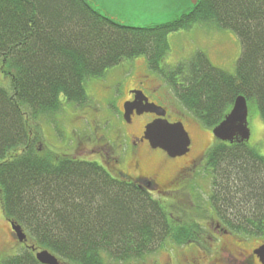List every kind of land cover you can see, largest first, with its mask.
<instances>
[{"label": "trees", "instance_id": "trees-1", "mask_svg": "<svg viewBox=\"0 0 264 264\" xmlns=\"http://www.w3.org/2000/svg\"><path fill=\"white\" fill-rule=\"evenodd\" d=\"M197 24L239 37L235 74L200 51L164 67L168 36ZM142 56L206 128L219 126L240 96L264 121V0H199L177 19L146 27L123 25L88 0H0V203L30 246L2 264H41L43 250L62 264L130 262L194 238L196 223L175 224L159 197L100 163L42 153L31 139L32 124H57L65 106L92 103L90 82ZM213 144L210 207L202 214L217 212L229 229L264 239V156L247 142Z\"/></svg>", "mask_w": 264, "mask_h": 264}, {"label": "rangeland", "instance_id": "rangeland-1", "mask_svg": "<svg viewBox=\"0 0 264 264\" xmlns=\"http://www.w3.org/2000/svg\"><path fill=\"white\" fill-rule=\"evenodd\" d=\"M89 1L103 15L131 27L168 23L189 11L192 5L191 0ZM168 42L170 52L163 62L164 67L168 66L169 69H174L177 65L189 61L200 51L209 56L215 67L235 74L237 64L243 53L241 41L233 31L220 30L209 24H197L189 30L172 33L168 36ZM142 80H147L151 84L149 91L145 90L151 101L167 109L168 120L171 123L175 121L184 123L192 139L191 154L187 160L171 159L160 150L155 151V153L152 151L150 153L145 152V169L158 170L162 175H172L181 171L186 185L184 198L188 197L189 193L193 196L197 194L202 197L200 203H202L201 206H204L212 188L211 178L206 171L207 159H203L202 156L214 145L213 132L183 108L167 81L161 78L158 73L149 70L148 61L144 56L132 61H124L119 66L109 69L102 80L90 82L87 86L88 95L92 99V103L89 104L90 107L86 105L82 110L73 111L74 108L65 106V111L56 118L57 124H51L48 119H44L38 127L32 124L35 127L33 132L36 135H32L31 139L35 140L34 137H36L40 141L38 146H40L42 153L50 151L51 154L83 157L94 162L97 161L96 155L103 154L101 150L99 151V145L108 147L109 144L116 143L122 144L126 149L129 140L128 131L130 130L127 122L123 119L120 121L108 110L106 116H109V121H104L103 125H99L92 118V107L99 101L104 102L108 97L114 102L125 101L127 91L136 88ZM99 81L105 82L106 89L102 87ZM108 88L111 90V95L107 94ZM248 106L249 128L251 130L248 146L256 149L264 156V121L261 119L258 106L254 101L248 103ZM148 121L149 118L140 120L142 125ZM140 122L136 124L134 132L140 129ZM118 133L119 137H117ZM98 138L100 141L97 140ZM189 162H194L190 168L187 167ZM123 169L127 171L124 166ZM183 169L186 170L182 171ZM184 203L186 204L185 208L191 207L190 201ZM181 205L179 204V206ZM209 207L210 204L207 205L208 209ZM9 231V221L4 216L0 203V264L5 258L20 254L25 248L19 244L17 239L10 236ZM262 242H264L263 239ZM254 244L256 243L250 241L243 247L249 250ZM164 256V254L161 256V261H164ZM130 262L111 264H130Z\"/></svg>", "mask_w": 264, "mask_h": 264}, {"label": "flooded vegetation", "instance_id": "flooded-vegetation-1", "mask_svg": "<svg viewBox=\"0 0 264 264\" xmlns=\"http://www.w3.org/2000/svg\"><path fill=\"white\" fill-rule=\"evenodd\" d=\"M99 82L102 87H106L104 81ZM150 85V82H147V80L140 81L136 88L127 91V98L125 101L120 100L114 102L110 97L102 103L99 101L92 107L93 112L91 115L94 122L99 125H103L104 121L108 122L110 119L108 115L106 116L108 110L120 121H122V119L125 121L124 104L135 101L134 91H142L149 98L145 90L149 91ZM107 94L111 95L110 88H108ZM149 102L153 103L150 98ZM87 106L90 107L89 104ZM83 108V106H78V108H74V110L78 111ZM145 118H149V121L142 125L140 120ZM156 119H158V117L153 114L145 113L138 116L137 113H134L132 116V123H127L130 127V130L128 131L129 140L127 142V148L124 149L122 144L116 143L113 145L109 144L108 147L99 145V151L101 150L103 154L96 155L95 158L97 161L95 162L100 163V165L108 171H112L115 175L125 177L130 184L139 186L141 189L147 191L152 197H159L163 200L166 209L165 211L168 213L170 219L178 226H183L190 221L192 224L195 222L198 228L192 230L194 238L190 239L186 244L179 245L172 240L168 241L153 254L146 255L139 260L130 262V264H264V259L256 254V251L264 246L262 237L245 236L244 234L235 231V229H229L219 219L220 216L217 212L202 214V210L205 209V206L207 207L209 203L211 192L210 195L208 194L204 206H201L202 203H200V199L202 197L197 194H194L193 196L189 193V196L184 198L186 185L183 181L184 175H182L181 171L172 175H162L158 170L145 169V152L150 153L152 151L155 153V151L159 150L152 149L149 142L144 139L147 125ZM138 122H140V129L137 132H134ZM117 137H119V133ZM97 140L100 141L99 138ZM73 142L75 143V140H73ZM160 151L167 155L164 151ZM208 151L203 153V159H207ZM190 154L191 153L185 157L176 159L187 160ZM73 157L79 160H89L84 159L83 157ZM192 164H194V162H189L187 167L190 168ZM123 166L124 168L126 167L128 172L123 169ZM184 170L186 169H183L182 171ZM145 184L148 185L147 188L149 190L144 188ZM186 201H190V208H185L186 204L184 202ZM179 204L182 205L179 206ZM185 214L187 216H185ZM188 217L189 219H187ZM9 230L10 236L13 239H16V235L10 222ZM250 241H253L256 244L251 245L249 250L247 248L244 249L243 246ZM19 244L25 248L30 247L28 242ZM161 253L165 255L164 261L160 260L163 255Z\"/></svg>", "mask_w": 264, "mask_h": 264}, {"label": "water", "instance_id": "water-1", "mask_svg": "<svg viewBox=\"0 0 264 264\" xmlns=\"http://www.w3.org/2000/svg\"><path fill=\"white\" fill-rule=\"evenodd\" d=\"M89 1V0H88ZM199 0H191L196 6ZM135 101L124 104V119L132 123V116L137 113L141 116L145 113L158 117L148 124L144 139L147 140L152 149L164 151L170 158H182L190 153L191 138L182 122L171 123L167 119V110L150 103L149 98L142 91H134ZM215 139L222 143H249L251 130L249 128V106L244 96L236 99L232 110L223 122L213 129ZM16 238L20 243L27 242V236L21 226L11 223ZM256 254L264 259V246L256 251ZM41 264H61L59 259L47 250L39 251L36 255Z\"/></svg>", "mask_w": 264, "mask_h": 264}]
</instances>
